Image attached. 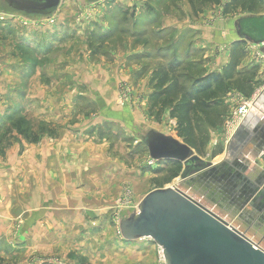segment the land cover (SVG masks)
<instances>
[{"label": "rangeland", "instance_id": "1", "mask_svg": "<svg viewBox=\"0 0 264 264\" xmlns=\"http://www.w3.org/2000/svg\"><path fill=\"white\" fill-rule=\"evenodd\" d=\"M203 1L61 0L52 15L31 16L0 0V15L48 21L64 39L35 51L17 44L18 60L29 68L0 81L7 101L0 113V264L160 263L158 247L124 242L118 230L149 192L179 182L169 163L150 159L145 144L151 131L177 139L167 113L160 122L148 113L153 70L175 60L181 75L197 78L211 72L217 58L229 63L233 51L244 55L239 68L264 60V44L237 40L235 28L240 18L264 15V0ZM208 11L211 30L198 23ZM18 33L12 37L21 39ZM121 62L131 69L128 79L115 68ZM111 75L113 85L105 79ZM251 90L249 97L232 90L221 109L229 116L220 134L201 126L202 153H194L202 160L229 155L242 123L234 114L245 101L252 111L258 93ZM58 99L65 101L59 109Z\"/></svg>", "mask_w": 264, "mask_h": 264}, {"label": "water", "instance_id": "2", "mask_svg": "<svg viewBox=\"0 0 264 264\" xmlns=\"http://www.w3.org/2000/svg\"><path fill=\"white\" fill-rule=\"evenodd\" d=\"M2 1L9 9L31 16H50L61 4V0ZM235 28L237 40L264 44V15L240 18ZM145 144L150 159L175 162L183 168L177 185L149 192L137 211L119 222L120 238L124 242L148 240L161 251L164 264H264L261 245L186 192L189 185L204 178L216 180L213 175L225 165L213 167L177 139L157 132H149Z\"/></svg>", "mask_w": 264, "mask_h": 264}, {"label": "crops", "instance_id": "3", "mask_svg": "<svg viewBox=\"0 0 264 264\" xmlns=\"http://www.w3.org/2000/svg\"><path fill=\"white\" fill-rule=\"evenodd\" d=\"M201 16L203 17L202 21H198V23L203 24L209 30H211V26L216 27L212 22L207 21L206 23L207 18L210 20L209 11L204 12ZM46 22L48 23V21L42 20L24 25L21 19L15 17L0 21V81H3V79L12 80V76L18 78L19 73L23 75L25 73L23 71L29 68L27 65L20 64L21 62H19L15 51L17 44L27 45L30 51H35V47L39 45H42V47H48V44H53V46L61 45V41L64 40L61 38L63 31L55 24L48 25ZM17 23L20 24L17 25ZM16 26L20 30L15 29ZM13 31L19 32L21 39H17V33L12 37L11 33ZM2 32L6 33L7 39L2 38ZM260 50L261 52L264 51L263 48ZM47 55V50H45L37 58L42 60ZM121 63L122 65L115 68L119 69L118 73L121 74L120 76L128 79L131 69L129 67L124 69L125 64L124 62ZM215 63V68L208 73H220L221 69L228 63V58H217ZM242 64L240 68L238 66L237 71L247 73V70H252L249 85L254 89L253 94L258 93L254 99L255 104L251 111V116L247 115L249 118L246 116L243 119L238 127V133L235 132L233 135L227 148L229 155L221 158L216 155L211 159L210 162L213 167L225 165L213 175L216 180L204 178L189 185L186 192L204 201L212 211L217 212L223 219L229 220L231 225L251 241L258 243L264 248V60L263 58L261 60L251 59L247 63L243 62ZM107 67L112 68L110 66ZM66 68L69 67L67 66ZM85 69L88 71L89 67ZM113 69L114 67L112 68V74ZM70 70L73 71L74 69L71 68ZM62 73L64 76L65 73ZM110 77L105 79H110V85H113L114 78L112 75ZM1 88L2 84H0V90ZM63 92V96H66L65 89H63ZM13 93L17 94V92ZM231 94H233V91H230L222 99L223 106L228 105L226 101L230 99ZM45 97L49 99L47 92ZM4 100L6 98L1 97L0 92V113L2 102H7ZM63 102L65 101L58 99V109L62 106L64 107L65 104ZM47 109L49 110L50 107L47 106ZM228 116L227 112L223 113L221 123L216 127L218 133L224 128V120ZM249 132L251 135L248 134ZM248 135L251 138L246 140ZM52 149L51 147H46L45 151L50 152ZM248 186L249 191H247ZM252 191L253 193L250 194ZM33 229L35 230L36 227L33 226Z\"/></svg>", "mask_w": 264, "mask_h": 264}, {"label": "trees", "instance_id": "4", "mask_svg": "<svg viewBox=\"0 0 264 264\" xmlns=\"http://www.w3.org/2000/svg\"><path fill=\"white\" fill-rule=\"evenodd\" d=\"M211 2L218 4L219 0ZM232 53L229 63L221 73H204L200 77L189 78L178 72L181 64L173 60L165 66L155 68L151 75L149 81L151 93L147 102L149 115L160 122L162 116L167 113L169 118L175 121L174 132L177 139L198 155L202 153L198 140L201 126L215 129L220 125L223 115L222 99L232 90H237L246 97L252 92L250 80L244 78L247 73L237 71L244 55L234 51ZM246 86L250 89L245 91ZM163 163H169L175 169L172 179L180 175L182 171L180 164ZM162 169L158 171L162 172Z\"/></svg>", "mask_w": 264, "mask_h": 264}, {"label": "built area", "instance_id": "5", "mask_svg": "<svg viewBox=\"0 0 264 264\" xmlns=\"http://www.w3.org/2000/svg\"><path fill=\"white\" fill-rule=\"evenodd\" d=\"M6 18H10L8 16H5V15H0V21H4ZM11 18H14L13 16ZM53 20V19H51ZM52 23V21H50ZM24 25H27V22H23ZM251 101L249 102H243L239 108L237 109V111L235 112V118L237 119V123L239 124L240 122L243 121L244 117L246 116L247 112H249V110L251 109ZM159 261L160 263L159 264H164V261H163V257H162V254H161V251L159 250Z\"/></svg>", "mask_w": 264, "mask_h": 264}, {"label": "bare ground", "instance_id": "6", "mask_svg": "<svg viewBox=\"0 0 264 264\" xmlns=\"http://www.w3.org/2000/svg\"><path fill=\"white\" fill-rule=\"evenodd\" d=\"M255 104V103H254ZM257 112V111H256ZM255 116V115H254Z\"/></svg>", "mask_w": 264, "mask_h": 264}]
</instances>
